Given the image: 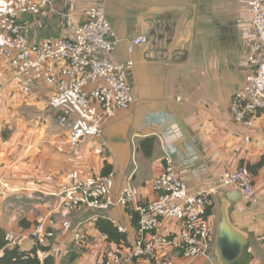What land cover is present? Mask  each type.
Wrapping results in <instances>:
<instances>
[{
    "label": "crops",
    "instance_id": "0c3cea01",
    "mask_svg": "<svg viewBox=\"0 0 264 264\" xmlns=\"http://www.w3.org/2000/svg\"><path fill=\"white\" fill-rule=\"evenodd\" d=\"M13 1L0 0V10ZM92 6L102 9L113 26L115 63H134L128 75L135 102L117 111L101 138L88 132L75 155L70 129L59 120L71 109L82 134L85 124L79 110L43 81L17 76L0 54V228L27 235L39 222L55 219L59 226L47 252L53 264H100L105 252L118 245L96 228L97 220L126 226L127 244L135 239L137 226L119 204L108 212L63 205L60 194L70 187L69 174L89 180L109 170L114 174L115 203L129 186L138 188L142 200H154L153 181L165 165L162 136L172 129L181 134L171 142L174 159L198 157L181 175L190 192L212 195L209 216L217 239L221 195L233 192L221 187L225 173L264 156L260 131L245 129L230 115L232 96L249 74L247 54L254 37L248 8L242 0H53L47 15L24 16L22 23L30 30V42L40 44L64 36L69 15L82 23ZM157 15L179 16L169 52L163 58L147 54L149 41L130 54L128 41L147 36ZM150 137L156 140L147 154L142 142ZM253 177L259 204L229 202L230 221L247 237L236 264H264V167ZM177 229L175 221H163L162 232ZM76 232L82 241L75 240ZM165 257L172 264H208L205 259L188 262L169 251Z\"/></svg>",
    "mask_w": 264,
    "mask_h": 264
},
{
    "label": "built area",
    "instance_id": "2783aa9c",
    "mask_svg": "<svg viewBox=\"0 0 264 264\" xmlns=\"http://www.w3.org/2000/svg\"><path fill=\"white\" fill-rule=\"evenodd\" d=\"M52 3L53 0H14L11 6L0 10V54L10 62L17 76L43 81L56 90L59 98L68 100L79 110L85 124L82 134L77 129L80 121L73 120L71 109H65L59 120V124L70 129L71 148L78 155L88 132L101 138L104 126L117 111L127 110L134 104L128 75L134 63L113 60L116 45L113 26L97 6L86 11L82 23H76L72 15L67 16L64 36L48 38L40 44L31 43L30 30L23 25L22 18L47 15ZM242 3L251 15L254 42L247 54L249 74L245 85L232 96L230 115L245 129H258L264 136V0H242ZM149 41L146 35L129 40V53L133 54ZM25 90L30 91V87ZM180 136L172 129L162 136L165 165L153 181L157 195L154 200H142L138 188L129 186L115 203L113 172L94 174L89 180L73 172L69 174L70 187L60 194L63 205L108 212L119 204L138 218L135 239L106 251L100 264H134L141 260L172 264L165 261L168 251L188 262L205 259L208 264H220L215 253V226L209 216L212 195L190 192L181 172L191 168L198 157L174 159L171 142ZM221 187L241 193L250 206L260 202L254 177L245 165L225 173ZM165 220L175 221L178 229L168 234L162 232ZM112 222L121 234H129L126 226ZM58 226L55 219H49L36 224L27 235L7 233V247L20 246L25 239L31 241L32 247H49ZM75 240L82 241L81 233L76 232ZM38 255L42 262L48 258L47 252L39 250Z\"/></svg>",
    "mask_w": 264,
    "mask_h": 264
},
{
    "label": "water",
    "instance_id": "95a60500",
    "mask_svg": "<svg viewBox=\"0 0 264 264\" xmlns=\"http://www.w3.org/2000/svg\"><path fill=\"white\" fill-rule=\"evenodd\" d=\"M178 17L168 18L165 15H157L152 30L147 33L150 40V48L147 54L154 53L158 58H163L169 52L173 43L172 34L177 25ZM182 50H178L179 54ZM185 54V52H183ZM157 58V59H158ZM221 205V220L218 225V236L215 242V253L220 264H236L243 256L247 245V237L238 230L230 221L228 208L229 202L239 203L243 196L239 192L223 193ZM20 247L30 250L32 243L29 239L22 241Z\"/></svg>",
    "mask_w": 264,
    "mask_h": 264
},
{
    "label": "trees",
    "instance_id": "16d2710c",
    "mask_svg": "<svg viewBox=\"0 0 264 264\" xmlns=\"http://www.w3.org/2000/svg\"><path fill=\"white\" fill-rule=\"evenodd\" d=\"M156 138L150 137L142 142V148L145 149V153L150 154V150L153 148ZM249 172L256 175L258 170L264 167V156L256 164H249L246 166ZM110 173L109 170H105L104 174ZM210 212V209H209ZM133 224L137 226V216L132 214ZM96 228L107 237V240L117 245L127 244L126 236L121 234L118 228L113 224L111 220L100 218L96 222ZM6 232L0 228V264H53L52 258L48 256L45 261H41L38 255V251L48 252L49 247L37 248L32 247L30 250H24L20 246L14 248H8L5 241Z\"/></svg>",
    "mask_w": 264,
    "mask_h": 264
},
{
    "label": "rangeland",
    "instance_id": "374dc122",
    "mask_svg": "<svg viewBox=\"0 0 264 264\" xmlns=\"http://www.w3.org/2000/svg\"><path fill=\"white\" fill-rule=\"evenodd\" d=\"M133 84L135 85V82H133ZM216 242V241H215Z\"/></svg>",
    "mask_w": 264,
    "mask_h": 264
}]
</instances>
